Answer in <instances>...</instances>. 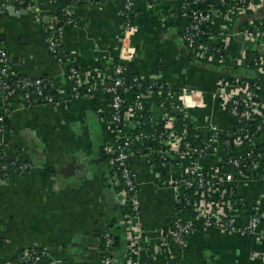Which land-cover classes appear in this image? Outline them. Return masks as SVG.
<instances>
[{
	"label": "crops",
	"instance_id": "1",
	"mask_svg": "<svg viewBox=\"0 0 264 264\" xmlns=\"http://www.w3.org/2000/svg\"><path fill=\"white\" fill-rule=\"evenodd\" d=\"M179 1L133 0L134 33L129 40L131 56L122 62L124 73L170 86L177 93L174 101L181 109L180 116L202 142L207 141L211 127L236 137L235 117L229 111L232 98L248 85L264 90V70L259 64L250 65L247 58H264V46L251 43L244 35L251 28L264 26V7L212 17L209 43L224 50L223 61L216 62L200 59L181 40ZM123 5L124 0L75 3L77 25L62 32L61 61L49 54L45 28L35 9L14 6L15 12H11L9 6L0 17L2 45L17 72L30 79L50 80L62 101L56 106L14 108L8 116L5 154L18 157L27 169L11 173L0 183V264L31 248L45 250L57 264H100L97 235L105 225L110 226L113 239L118 238L112 252L118 255L117 264L169 262L159 236L169 226L178 204L171 178L186 173L189 158L173 152L162 154L171 160L164 179L154 170L151 152L133 151L130 168L138 187L141 232L139 242L133 245L126 227L120 224L121 211L118 207L108 209L104 194L105 188L113 190L111 159L106 151L111 138L104 122L110 103H98L87 96L64 102L70 92L68 67L82 73L83 87L97 90L107 81L104 76L111 63L120 60ZM134 97V91L124 92L126 106ZM161 97L155 93L141 100L142 129L145 115L153 126L167 129L162 122L165 110ZM258 111L264 123V108ZM126 132H132L128 124ZM159 145L173 151L174 141L164 134ZM254 145H264V131ZM250 149L249 144L239 142L232 153L244 157ZM227 156L218 146L199 165L216 176ZM263 173L264 157L249 175H238L232 186L223 187L224 192L207 191L197 197L200 206L220 216L227 211L228 202L236 203V216L247 214L242 225L250 215L259 214L261 223L255 235L242 237L216 228L197 230L179 253L183 264H264V183L258 179ZM227 189L229 195L225 194Z\"/></svg>",
	"mask_w": 264,
	"mask_h": 264
},
{
	"label": "built area",
	"instance_id": "2",
	"mask_svg": "<svg viewBox=\"0 0 264 264\" xmlns=\"http://www.w3.org/2000/svg\"><path fill=\"white\" fill-rule=\"evenodd\" d=\"M55 1L48 0L46 3L39 0H0V17L5 13L9 6L18 7H31L35 9L41 19L46 32V47L50 55L61 61L59 57V51L61 47V35L64 29L72 28L77 25V19L74 16V4L81 1L87 0H71L61 10V18L58 17L55 10ZM195 0L193 3H197ZM225 10L220 9H210L208 11H192L190 25L185 29L181 35V40L186 44L189 51L200 59L211 61L214 56H217L216 62L223 61L224 50L219 46L210 47L205 43H197L196 38L201 31V27L204 23L211 21L212 17L216 15H235L243 14L247 10H254L264 7V0H217ZM134 2L133 0H124L123 5V24H122V50L120 52L121 65L114 68V75H119L124 72L123 60H128L130 58L131 49L129 40L134 33V27L132 25V12H133ZM187 4H182L181 8L186 9ZM25 7V8H26ZM183 16H187V13H183ZM245 37L256 45L264 46V29L262 28H251L244 32ZM209 41V40H208ZM213 46V45H212ZM260 67L264 70V58L259 59L258 63ZM68 76L70 79V92L68 97L64 102L75 101L85 96L89 98H96L97 90L95 87H83V75L75 67L67 68ZM11 77L10 79H8ZM106 82L102 85V93L109 95L110 112L107 116V120L104 121L107 131L110 135V143L106 145L107 154L112 156L111 165L115 167V173L111 178V185L113 191L116 195V200L118 208L121 211V218L123 225L126 227L128 232V239L133 242V245H137L141 237L140 232V205L138 199V187L136 179L128 165V159L134 151L136 143H142L144 140H149L153 138V135H148L143 132H138L134 136L131 135L132 132L124 133L125 126L128 124L131 131L139 130L142 128L141 125V112L142 104H140L143 97H149L152 94L159 93L161 97V104L165 106L162 99H165L168 103L170 111L181 114V109L179 105L174 101V97L177 93H173L167 87L165 94L163 93L162 86L158 83L152 82L144 88V92H135V89H140L139 84L140 78H133V84L127 86L126 83L119 77H111L110 75L104 76ZM252 87L256 85H248L244 88L239 89V92L235 97L232 98L229 111L235 117V122H244L246 124L252 123L256 118H260L261 108H264V99H259L257 94L253 91ZM85 88V91L82 89ZM50 89L55 95H57L54 90L52 82L46 78L30 79L23 76H18L17 73H13L11 69V60L8 57L6 49L1 44L0 46V111L3 109V114L0 116V122H3L5 117H8L14 108L25 109L33 106V99L42 106H56L62 101L46 93ZM132 90L135 92L134 102L131 105L126 106L124 96L122 92ZM171 102V103H170ZM175 117L169 115L166 111L162 117V122L167 126L166 130H163L165 136L171 137L174 141L173 151L168 149H149L151 155L154 154H167L170 152L176 153L181 157L189 158L188 170L184 175L190 177L189 181L185 183L186 188L191 186L196 187L195 200H194V211L196 213L197 220L202 218L203 230L209 229H220L227 233H236L242 237H252L255 235L258 226L261 223V217L259 214L254 213L250 215L247 224L242 228H236L235 219L237 212V205L228 202L227 211L222 214L223 216L217 215L211 210L206 209L197 202V197L202 192L207 191H225L223 187L233 184L237 179L238 175H249L254 165L259 162L261 158L264 157L263 154H258V158L255 162H252V166L244 174L238 172L236 176L231 174H224L220 168L219 173L216 176L209 175L204 171L200 165L199 161L206 158L211 151L218 149L221 133L215 127L210 128V133L207 141L204 143L202 149L192 148L189 142L184 141L186 138V129H182L178 133L174 126ZM263 123V122H262ZM264 126V123H263ZM6 129L3 125L0 126V160L2 158H7L10 161L7 163H0V183L4 181L11 173H23L27 167L19 161L18 157H8L5 154L4 149V134ZM234 144H239V142L247 143L250 145L251 149L254 146L255 140L248 134L239 136L235 134ZM224 145H228L224 141ZM251 149L248 154L244 157H249L251 155ZM244 157H238L239 159ZM259 159V160H258ZM234 167H239L240 163L238 159L229 161ZM158 173V172H156ZM158 175H160L158 173ZM182 178V177H180ZM178 179L171 178L170 185L174 188L177 194V200L179 203V193L180 186ZM259 181L264 183V174H260L258 177ZM230 186V187H231ZM229 187V188H230ZM229 189L226 190L225 194ZM104 227L102 230L104 231ZM195 225L191 222H181L176 219L174 221V226L172 228H167L166 230L160 232L161 243L166 247L168 251V264H183L179 258V253L184 249L186 245L187 238L196 232ZM103 245L99 244V252L103 254L100 264H112L111 249L114 243L113 237L106 231L102 235ZM174 244L177 249V256H174L171 252V245ZM103 247V249H101ZM107 251V252H106ZM17 263L10 260L7 264H57L52 260L43 249H24L19 255H17ZM175 258L177 261L175 262ZM264 258V257H263ZM131 264V263H129Z\"/></svg>",
	"mask_w": 264,
	"mask_h": 264
},
{
	"label": "trees",
	"instance_id": "3",
	"mask_svg": "<svg viewBox=\"0 0 264 264\" xmlns=\"http://www.w3.org/2000/svg\"><path fill=\"white\" fill-rule=\"evenodd\" d=\"M41 2L46 3L48 0H39ZM195 0H180L179 1V6H178V10H177V18H178V23L181 24V29L183 30V32L185 31V29L190 25L191 23V18L189 17L191 15L192 11H198V10H202V11H208L210 9H220L222 11L225 10V8L217 2V0H198L197 3H193ZM71 3V0H56L55 1V10H56V14L58 15V17L61 18V10L68 4ZM187 4V8L183 9L181 8V5ZM75 5V4H74ZM26 7V6H25ZM24 7V8H25ZM187 13V16H183V13ZM74 16H76V14H74ZM209 22L204 23L201 27V31L202 33H200L198 35V37L196 38V42L197 43H205L208 44L211 48L214 47L212 46L209 41H208V32L209 30ZM262 29H264V26L262 27ZM182 32V33H183ZM2 44V39L0 38V46ZM186 45V44H185ZM187 47V46H186ZM220 48H222V46H219ZM9 57V55H8ZM10 58V57H9ZM249 60V64L250 65H255L258 62V58L257 57H248ZM214 61L218 60L217 56H214L213 58ZM118 65H121V63L119 62V60L115 59L111 65L108 68V75H110L111 77H119L121 78L126 85L129 87L133 84V76L128 74V73H121L119 75H114V68ZM11 69L13 73H17L18 76H21L18 72L16 67L14 66V64L11 61ZM11 77H9L8 79H10ZM152 82H156L158 83L159 86H162V90L163 93L165 94V92L167 91V87H169V90L172 91L174 93V91L172 90V88L168 85H166L165 83H163L160 80H150V81H140V85L141 88L140 89H135V92H144V88L149 85ZM253 91L257 94L259 99H264V90L263 89H259L258 87H252ZM48 91L46 93L53 95L54 97H56V95L53 93V91H51L50 89H47ZM96 100L98 103H100V101H109L110 96L106 95L104 93H102V88L101 87H97V92H96ZM122 96H124V92H122ZM57 98V97H56ZM164 106H165V111L169 114V115H173V117H175V127L178 131V133H180L182 131V129H186V139L184 141L189 142L190 145L192 146V148H196V149H202L204 147V142H202L200 135L193 130V128L187 124L184 119H182V117L180 115H178L177 113L173 112L172 110L170 111V108L168 107V103L169 101H166L165 99H162ZM35 100V98L33 99V106L38 105V103ZM168 102V103H166ZM171 103V102H170ZM41 105V104H39ZM1 114H3V109H1L0 111V116ZM146 123V126L142 129L139 130H135L132 131L131 135L134 136L136 133L138 132H143L145 134L148 135H153L154 137L151 139H147L144 140L142 143H136V146L134 147V152L135 154H141V153H148L149 149H159L160 148V140L163 138V127L161 125H152L153 123L149 121L148 117L145 115L144 116V120ZM3 125L5 129L8 128V117H5L3 122H0V126ZM262 131H264V126L262 123L261 118H256L252 123L246 124L244 122H235V126L233 129L234 134H239V136H242L244 134H248L251 137H253L254 140H256V138H258L260 136V134L262 133ZM163 134V135H161ZM234 139L235 137H231L230 135L228 136L225 132L221 133L220 136V141H219V146L220 148L226 150L228 156L226 158V160L222 163L221 166V170L224 174H231L233 176H236L238 172H242L244 174H247V172L249 171V169L252 166V162H255L258 158V154H263L264 153V145H254L251 149V155L249 157H244V158H237L235 157V155H233V149H234ZM224 141H226L228 143V145H224ZM210 154H213V151H211ZM112 156H108V159H111ZM131 158L132 156H130V158L128 159V165H131ZM231 160H235L238 159L240 165L239 167H234L232 164L229 163V161ZM259 160V159H258ZM10 160L7 158H2L0 160V163H7ZM151 163L154 167V170L156 172H158L161 176V178H166L167 173L169 171V165L171 164V160L168 158V156L166 155H153L151 158ZM115 167L113 165L109 166V176H110V180L112 178V176L115 173ZM0 174H2V171L0 170ZM264 174V173H263ZM190 177L187 175H183L182 178H180V180L178 181L179 186H180V193H179V203L176 205V213L174 215V217L172 218L169 226L167 228H172L174 226V221L176 219L180 220L181 222H188L191 221L194 225L196 230H203L202 228V224L199 223V221L197 220L196 217V213L194 211V200H195V193H196V187L191 186L190 188H186L185 183L187 181H189ZM227 195H229V191L227 192ZM246 215L245 213H242L240 217H236L235 219V226L236 228H242L244 227L247 223H245L244 225H242V221H246ZM104 231L101 230L99 231L97 237L99 239L100 245H103V240H102V235L103 233L106 231L107 233H109L112 237L114 236L110 226L105 225L104 226ZM166 228V229H167ZM165 229V230H166ZM101 249H103V247H101ZM23 251V250H22ZM22 251H20L19 253H21ZM107 252V251H106ZM171 252L173 253L174 256H177V249L175 247L174 244L171 245ZM19 253L17 255H19ZM101 254V253H100ZM17 257L16 256L14 259H12L15 263H17ZM103 257V254H101V259ZM175 262L177 261V258L174 259Z\"/></svg>",
	"mask_w": 264,
	"mask_h": 264
},
{
	"label": "water",
	"instance_id": "4",
	"mask_svg": "<svg viewBox=\"0 0 264 264\" xmlns=\"http://www.w3.org/2000/svg\"><path fill=\"white\" fill-rule=\"evenodd\" d=\"M8 10L11 11V12H15V7L11 6ZM88 176H89V174H88ZM104 194H105V197H106L107 208L110 209V210L116 209L118 207L117 200H116V195H115V192L111 189V187L105 188L104 189ZM120 219H121L120 220V224L122 225L123 224L122 218L120 217ZM199 222H202V218L199 219ZM117 239L118 238H114V242L115 243L113 244L112 249H111V256L113 255L112 264H117L119 262L118 259H117L118 255L116 253L112 254L114 247L118 244L115 241Z\"/></svg>",
	"mask_w": 264,
	"mask_h": 264
}]
</instances>
